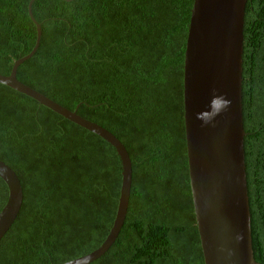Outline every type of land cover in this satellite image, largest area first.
<instances>
[{"label":"trees","instance_id":"16d2710c","mask_svg":"<svg viewBox=\"0 0 264 264\" xmlns=\"http://www.w3.org/2000/svg\"><path fill=\"white\" fill-rule=\"evenodd\" d=\"M28 0H0V74L27 54ZM192 0H34L38 47L16 78L113 134L131 162L126 214L88 264H201L188 185L182 58ZM241 115L254 260L264 264V0H246ZM0 160L22 201L0 264H60L112 224L120 163L96 134L0 84ZM5 184L0 178V206Z\"/></svg>","mask_w":264,"mask_h":264},{"label":"water","instance_id":"95a60500","mask_svg":"<svg viewBox=\"0 0 264 264\" xmlns=\"http://www.w3.org/2000/svg\"><path fill=\"white\" fill-rule=\"evenodd\" d=\"M15 59L0 84L96 134L115 150L121 171L116 209L109 231L92 251L60 264H88L112 244L122 226L129 197L131 162L123 144L108 130L20 82L16 72L38 47ZM71 1V0H63ZM246 0H192L182 58V121L192 211L201 264H257L254 260L241 115L242 26ZM5 184L0 206V241L18 214L22 188L15 172L0 160Z\"/></svg>","mask_w":264,"mask_h":264}]
</instances>
